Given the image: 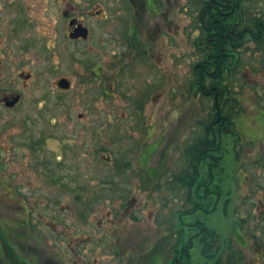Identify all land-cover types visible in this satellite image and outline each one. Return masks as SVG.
<instances>
[{"label": "rangeland", "instance_id": "rangeland-1", "mask_svg": "<svg viewBox=\"0 0 264 264\" xmlns=\"http://www.w3.org/2000/svg\"><path fill=\"white\" fill-rule=\"evenodd\" d=\"M159 1L168 15L163 7L149 38L139 30L131 47L115 21L125 14L120 1L112 17L116 0H66L78 17L96 4L108 13L89 19L87 42H72L63 38L61 1L0 0V96L20 95L16 107H0V227L12 229L9 240L29 263L164 264L177 213L187 198L198 200L176 178L211 108L193 86L198 0ZM252 2L250 10L264 12V0ZM156 10L148 3L147 13ZM238 67L229 80L245 109L234 119L242 144L222 134L217 210L183 219L205 218L229 236L236 264H264V46L247 43ZM59 78L68 90L57 88ZM153 168L161 169L156 180L146 176ZM191 258L201 263L197 247Z\"/></svg>", "mask_w": 264, "mask_h": 264}, {"label": "trees", "instance_id": "trees-1", "mask_svg": "<svg viewBox=\"0 0 264 264\" xmlns=\"http://www.w3.org/2000/svg\"><path fill=\"white\" fill-rule=\"evenodd\" d=\"M250 2L253 3L249 0H202L199 4L200 32L194 41L197 60L192 64L193 86L200 96L211 101V108L201 133L184 147L187 169L176 178L187 190L193 189L194 198L198 200L187 198L190 206L177 213L179 221L174 233L167 237L173 242L169 244L164 264H192L191 252L195 247L201 261L198 264H236L238 252L220 242L221 236L209 227L205 218L191 221L183 218L195 212L204 217L209 215L212 202L208 198L212 195L216 201L221 190L219 185H212L213 171L221 160L220 139L222 134L227 135L226 129L231 137L238 136L233 129V119L244 110L231 95L229 78L239 68L243 44L247 40L264 42V19L248 18L244 12L250 10ZM199 167L205 169L206 178L198 174ZM224 249L228 251L226 257H223Z\"/></svg>", "mask_w": 264, "mask_h": 264}, {"label": "flooded vegetation", "instance_id": "flooded-vegetation-1", "mask_svg": "<svg viewBox=\"0 0 264 264\" xmlns=\"http://www.w3.org/2000/svg\"><path fill=\"white\" fill-rule=\"evenodd\" d=\"M55 1H61L63 6H64V8L61 10V16H62V18H63V20L65 22V29H64V35H63V38L65 40H66V34H67V38L70 41H72V42H87L89 37H90V34H91V27H90V24H89V19L97 18L98 21H102V22L108 20V18H107V14L108 13H106L104 8L99 7L97 4H96L95 9L93 11L90 10V11L86 12L85 17H78V16L73 15L74 11H73V9L71 10V7H69V9H66V0H55ZM119 1L122 4L121 7H122V10H123V13H125V14H122L120 16H115V21H116V24H118V22L121 23L120 24V26H121L120 29H122V31H123V33H124V35L126 37V41H127L128 44H130L131 47H138V45H139V42H138L139 30L141 31L140 33H142L143 36H145L147 34L148 38H149V33H150V24H149V22H150V19L153 16H157L159 13L161 14L160 10L163 7L165 8V14L164 15H166V16L168 15V8L166 7L167 3L164 2V4H163L159 0H116V4H115L116 8H115V10H113L114 11L113 15L110 12L112 17L117 14V10L119 8V6H118ZM201 1L202 0H198V2H197L198 7H199V4H200ZM252 1H256V0H252ZM148 3H152L156 7L157 10H156L155 13H151V12L147 13L146 12ZM16 9H17V11H19L18 15L21 12V15H19L20 18L18 20L22 23V25H25V20L26 19H25V15H23V13H25V10L22 9V8H19V6H16ZM244 12H245V14H246V16L248 18H257L260 21L262 19H264V12L262 10H260V12H259L258 9H254V10H247L246 9ZM198 16H199V8H198V14L196 16V27L198 29V34L193 40V45H194L195 39L198 37L199 32H200V27H199L200 24H199L198 19H197ZM144 18H145V20L142 21V19H144ZM14 22H16V20H14ZM128 26H130L131 30H129ZM79 27L83 28L85 30L86 36L84 38L82 36H78V37L72 39L70 37V34L75 35V33H76L75 30L77 28H79ZM14 28H15V26H14ZM44 29L46 30V37H49L50 33L47 31L46 28H44ZM24 42H26L25 46H27L28 45L27 43L29 42V40H25ZM247 43L254 44V46H255V48L257 50H261L262 47L264 46V42L255 43L252 40H247L243 44V46L241 48V50H242L241 51V55H242V52L245 51ZM142 46L144 48L142 53L146 54V52L148 50V45L146 44L145 46L144 45H142ZM124 58L125 57H123V56L120 57V61H124L123 60ZM196 60H197V54H196L195 61ZM3 61H4V58H3V56H1L0 64H2ZM240 61H241V56H240ZM96 69L100 70V67L96 66ZM95 74H97V73H95ZM18 75L23 80H28L30 78V74L19 73ZM99 75H100V73H99ZM60 79L67 80L66 78H59L56 81V83H55L56 86H57V82ZM57 88H59V87L57 86ZM69 88H70V83H69ZM61 90H64V89H61ZM16 98H17V102L13 106L8 107L6 105V103H11ZM19 101H20V95L19 94H16V93L10 94V95L2 94L0 96V107L7 108V109H12V108L17 106ZM238 102H239V100H238ZM239 104H240V102H239ZM241 107L243 108L244 111L240 115H242V114L245 115V109H244L243 106H241ZM240 115H236L234 117V119L236 117H239ZM234 119H233V121H234ZM235 128L236 127H235V124H234L233 129L235 130ZM226 134H229V130L228 129H226ZM243 138H245V137H243ZM231 139H232L233 142H235V145L236 144H242V142H240L239 136L231 137ZM251 142H253V140H251ZM142 155H144V154L142 153ZM149 155H150V153H149ZM146 162H147V159H146ZM150 170H152V171L155 170V171H154V173H151L150 175H146V176L148 178L150 177L151 180H156V175L159 172V170H161V169L160 168H158V169H156V168L154 169L153 168V169H150ZM150 170H148V171H150ZM213 181L214 180L212 179V184H213ZM211 202L212 203H211V207L210 208H212V210L210 211L209 215L213 216L212 214H213V212H216L217 207H218V203L220 202L219 197L217 196V200L216 201L212 200ZM226 203H228V202H225V201L223 202V206H222V209L220 211V213L223 212V216L225 214H226V216L228 215V209L225 207ZM20 205H19V208H20ZM177 219H178V217H177ZM238 222H239V224L241 226V224L244 222V219L240 218L238 220ZM232 224H234V223H232ZM0 229L2 231V238H0V263L1 264H54V261L51 258L43 257V256H40V260H38L37 263L35 261L34 262L32 261V262L29 263L28 260L23 258V256H20L19 254H17V250H18L17 249V245L12 244L11 241L9 240V236L12 235V229L9 228V226H7L6 228L5 227L4 228L0 227ZM14 229H16V228H14ZM211 229H213V228H211ZM175 230H176V228H175ZM223 237L220 239V242L222 240V242L224 243V246H226V247H228V245L232 246L231 239L229 238V236L228 237L223 236ZM232 248L234 250H236L233 246H232ZM225 250H226V255H227L228 251H227V249H225ZM236 251L238 252V250H236ZM29 255L32 258H34L32 256V254H29ZM226 255H225V257H226ZM239 259H240L239 256L235 257V262H237Z\"/></svg>", "mask_w": 264, "mask_h": 264}, {"label": "water", "instance_id": "water-1", "mask_svg": "<svg viewBox=\"0 0 264 264\" xmlns=\"http://www.w3.org/2000/svg\"><path fill=\"white\" fill-rule=\"evenodd\" d=\"M75 35H73V34H70V37L73 39V38H76V37H78V36H82L83 38L86 36V33H85V30L83 29V28H77L76 30H75ZM57 86L60 88V89H68L69 88V82L67 81V80H65V79H60L58 82H57ZM17 102V98L16 99H14L11 103H6V105L8 106V107H11V106H13L15 103Z\"/></svg>", "mask_w": 264, "mask_h": 264}]
</instances>
